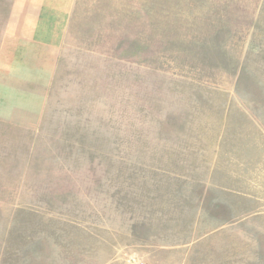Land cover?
<instances>
[{
	"label": "rangeland",
	"instance_id": "rangeland-1",
	"mask_svg": "<svg viewBox=\"0 0 264 264\" xmlns=\"http://www.w3.org/2000/svg\"><path fill=\"white\" fill-rule=\"evenodd\" d=\"M48 12L12 81L43 105L0 120V264H264V0Z\"/></svg>",
	"mask_w": 264,
	"mask_h": 264
},
{
	"label": "crops",
	"instance_id": "crops-1",
	"mask_svg": "<svg viewBox=\"0 0 264 264\" xmlns=\"http://www.w3.org/2000/svg\"><path fill=\"white\" fill-rule=\"evenodd\" d=\"M51 9V0H23L0 3V120L14 121V106L26 103L24 98L44 97L29 92L21 84L37 81L35 67L24 61L29 56H39L35 50H45L44 38L51 33L59 34L60 20L45 17ZM49 47V46H48ZM12 79V80H11ZM43 84V80H40ZM25 90H21L24 89ZM22 94V95H21ZM23 100V101H22ZM25 101V102H24ZM30 105H36L35 100ZM1 109L4 110L1 112Z\"/></svg>",
	"mask_w": 264,
	"mask_h": 264
}]
</instances>
